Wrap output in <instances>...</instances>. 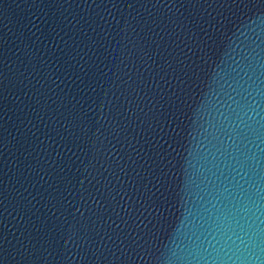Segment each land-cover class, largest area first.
Instances as JSON below:
<instances>
[{"label":"water","instance_id":"1","mask_svg":"<svg viewBox=\"0 0 264 264\" xmlns=\"http://www.w3.org/2000/svg\"><path fill=\"white\" fill-rule=\"evenodd\" d=\"M189 264H264V0H193Z\"/></svg>","mask_w":264,"mask_h":264}]
</instances>
